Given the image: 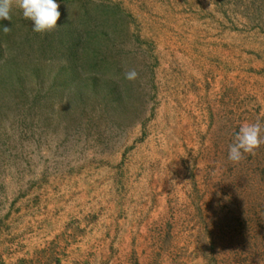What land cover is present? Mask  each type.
Masks as SVG:
<instances>
[{
	"label": "rangeland",
	"instance_id": "1",
	"mask_svg": "<svg viewBox=\"0 0 264 264\" xmlns=\"http://www.w3.org/2000/svg\"><path fill=\"white\" fill-rule=\"evenodd\" d=\"M59 3L0 21V264H264V0Z\"/></svg>",
	"mask_w": 264,
	"mask_h": 264
},
{
	"label": "clouds",
	"instance_id": "2",
	"mask_svg": "<svg viewBox=\"0 0 264 264\" xmlns=\"http://www.w3.org/2000/svg\"><path fill=\"white\" fill-rule=\"evenodd\" d=\"M22 10L25 19L32 21V30L45 33L57 27L61 17L59 0H0V21L11 20L13 3ZM3 32L10 31V27L3 25ZM138 73L135 69L125 73V78L135 80ZM264 143V124L260 122L242 123L234 133L233 142L228 148V159L239 162L244 154L252 153Z\"/></svg>",
	"mask_w": 264,
	"mask_h": 264
}]
</instances>
